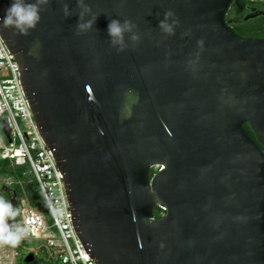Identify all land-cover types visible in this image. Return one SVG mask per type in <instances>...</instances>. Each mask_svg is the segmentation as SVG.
Returning a JSON list of instances; mask_svg holds the SVG:
<instances>
[{"label":"water","instance_id":"obj_1","mask_svg":"<svg viewBox=\"0 0 264 264\" xmlns=\"http://www.w3.org/2000/svg\"><path fill=\"white\" fill-rule=\"evenodd\" d=\"M11 2L0 0V18ZM84 2L85 20L97 19L80 35L77 0H49L28 35L0 29V38L90 258L264 264V39L240 37L225 21L232 3L243 6ZM169 10L178 20L173 35L158 27ZM255 16L250 9L245 19ZM111 19H131L140 42L126 34L129 46L118 52Z\"/></svg>","mask_w":264,"mask_h":264},{"label":"built area","instance_id":"obj_2","mask_svg":"<svg viewBox=\"0 0 264 264\" xmlns=\"http://www.w3.org/2000/svg\"><path fill=\"white\" fill-rule=\"evenodd\" d=\"M246 2L254 5L264 0ZM1 123L8 128V137L0 136V159L14 165H29L47 213L24 206L25 202L21 201L18 223L29 230L23 240L38 242L40 257L49 264H96L74 231L62 175L35 126L20 85L19 68L0 38Z\"/></svg>","mask_w":264,"mask_h":264},{"label":"clouds","instance_id":"obj_3","mask_svg":"<svg viewBox=\"0 0 264 264\" xmlns=\"http://www.w3.org/2000/svg\"><path fill=\"white\" fill-rule=\"evenodd\" d=\"M49 0H12L10 6L6 9L5 15L0 18V29H12L20 35H28L30 30L36 28L41 20V13L46 11L45 6ZM77 7L80 9L78 16L79 22L76 25V35L93 29L97 15L93 14L91 19L85 20V14L91 12V8L84 0H77ZM65 17L72 15L67 4L63 7ZM178 20L174 18V13L166 11L164 18L159 21L158 27L167 34L173 35ZM137 25L131 19H111L107 32L110 37L109 42L118 52L128 48L125 41V35L129 34L128 39L133 46L140 42V34L136 31ZM198 41V44H202ZM5 183L10 187L13 181L6 179ZM20 215V209L14 206L9 200L0 196V246L8 245L16 247L27 237L28 228L17 222Z\"/></svg>","mask_w":264,"mask_h":264},{"label":"trees","instance_id":"obj_4","mask_svg":"<svg viewBox=\"0 0 264 264\" xmlns=\"http://www.w3.org/2000/svg\"><path fill=\"white\" fill-rule=\"evenodd\" d=\"M238 2L243 8L240 10L239 6H236L234 3L231 4L225 15L227 26L240 37L264 39V3L248 5L246 0H238ZM250 9H254L256 16L251 19H245V16L249 13ZM243 127L247 130L250 137L255 140L254 133L250 126L245 123L243 124ZM156 170V168H151V174H154ZM6 179H11L13 181L10 187L5 182L2 185L8 188V194L9 197L12 198L14 206L18 208L20 201L24 200L27 206L31 209L38 210V212L47 215L43 197L28 164L14 165L8 160L0 159V181H5ZM1 186L0 192H2ZM2 196L5 198L4 195ZM162 215L163 211L159 208H155L154 218L158 219ZM18 221L19 216L17 217V222ZM32 254L34 256L32 262L25 263L19 258L15 264H49L45 262L43 258L39 256L36 257L34 253Z\"/></svg>","mask_w":264,"mask_h":264},{"label":"rangeland","instance_id":"obj_5","mask_svg":"<svg viewBox=\"0 0 264 264\" xmlns=\"http://www.w3.org/2000/svg\"><path fill=\"white\" fill-rule=\"evenodd\" d=\"M3 135V132L0 128V136ZM5 181H0V186ZM3 186V185H2ZM1 186V187H2ZM1 196V194H0ZM24 206H27L26 203H24ZM28 207V206H27ZM20 210L22 208L21 204L18 207ZM38 211V210H36ZM22 244V246H21ZM38 242L31 241V240H22L20 244L16 247H11L8 245L0 246V260L1 264H15L16 261L20 258L23 260L24 256L28 253H34L36 257H40L41 254L38 252Z\"/></svg>","mask_w":264,"mask_h":264},{"label":"flooded vegetation","instance_id":"obj_6","mask_svg":"<svg viewBox=\"0 0 264 264\" xmlns=\"http://www.w3.org/2000/svg\"><path fill=\"white\" fill-rule=\"evenodd\" d=\"M156 169H158V168H156ZM2 192H0V193H2L4 196H5V199H7V200H9L12 204H13V200H12V198H10L9 197V192H8V188H6L5 186H2Z\"/></svg>","mask_w":264,"mask_h":264},{"label":"crops","instance_id":"obj_7","mask_svg":"<svg viewBox=\"0 0 264 264\" xmlns=\"http://www.w3.org/2000/svg\"><path fill=\"white\" fill-rule=\"evenodd\" d=\"M1 194H2V193H1ZM2 195H3V194H2ZM2 195H1V196H2ZM21 201H22V200H21ZM21 201H20V203H21ZM23 201H24V200H23ZM24 202H25V201H24ZM19 205H20V204H19ZM19 205H18V207H19ZM26 255H27V254H26ZM26 255H25V256H26ZM25 256H24V257H25ZM23 259H24V258H23Z\"/></svg>","mask_w":264,"mask_h":264}]
</instances>
